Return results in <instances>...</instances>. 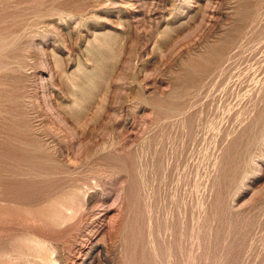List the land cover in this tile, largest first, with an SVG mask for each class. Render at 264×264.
I'll return each instance as SVG.
<instances>
[{
    "label": "rangeland",
    "instance_id": "374dc122",
    "mask_svg": "<svg viewBox=\"0 0 264 264\" xmlns=\"http://www.w3.org/2000/svg\"><path fill=\"white\" fill-rule=\"evenodd\" d=\"M0 264H264V0H0Z\"/></svg>",
    "mask_w": 264,
    "mask_h": 264
}]
</instances>
